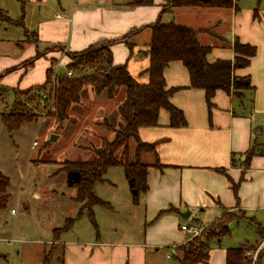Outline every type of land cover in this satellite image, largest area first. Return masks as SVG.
<instances>
[{
    "label": "crops",
    "instance_id": "crops-1",
    "mask_svg": "<svg viewBox=\"0 0 264 264\" xmlns=\"http://www.w3.org/2000/svg\"><path fill=\"white\" fill-rule=\"evenodd\" d=\"M35 1L43 0H28ZM130 1L72 0L63 16L57 14L55 21L38 23L35 29L37 46L26 45L35 46L36 52L39 45L63 47L58 66L66 68L67 52H81L93 44L118 40L137 30L128 39L131 47L124 43L111 46L112 61L116 66L125 65L130 76L146 84L149 26L159 20L162 24L174 23L199 32L200 44L211 48L207 57L209 62H233L235 42L255 47L256 55L249 65L235 68L232 73L235 78L248 76L252 90L239 96L217 91L211 109H208L203 91L188 87L189 76L182 63H170L163 71L165 85L167 89H177L170 103L183 113L186 125L171 128L168 113L161 110L157 127L139 130L140 140L154 145L156 151V157L146 154L141 158L144 164L152 166L148 169V190L141 200L144 224L138 232L128 228L119 233L113 228L104 237L95 229L84 236L77 232L69 242L62 240L63 234L59 243L64 252L63 264H156L160 249L172 251L174 256L180 246L194 238L191 233L182 231L181 226L203 228L236 209L239 212L264 209V155L261 151L264 140L257 143L255 138L264 136V4H261L264 0L260 3L258 0L255 3L236 0L230 9L183 7L164 12L161 7L167 0H153L151 6L134 8L126 6ZM34 51L30 48L28 57L33 58ZM23 56L25 58L27 54ZM48 67L47 59H37L28 69L33 71L23 79L20 88L42 84ZM13 72L10 83L4 82L5 85H11L13 79L16 81L18 70ZM99 95L95 98L88 88L83 89L81 103L71 106L68 113L73 119L84 109L83 116H90L87 125L99 129L102 136L101 132L106 131L105 121L113 126L118 124L116 105L122 100L123 90L112 100L104 92ZM102 97L115 102L114 106L104 105L89 112L88 104ZM85 101L86 106H82ZM103 138L110 140L112 134L109 132ZM254 145L258 153L250 160L249 167L245 168L241 163L237 167L231 166L232 156L243 155ZM218 169L224 173H218ZM227 176L232 183H239L237 200ZM207 210L214 219L204 223ZM187 212L188 218H182L181 214ZM227 249H211L205 264H225Z\"/></svg>",
    "mask_w": 264,
    "mask_h": 264
},
{
    "label": "trees",
    "instance_id": "trees-1",
    "mask_svg": "<svg viewBox=\"0 0 264 264\" xmlns=\"http://www.w3.org/2000/svg\"><path fill=\"white\" fill-rule=\"evenodd\" d=\"M261 1L263 0H258V3ZM166 2L170 6L162 7V12L183 7L230 9L235 5L236 0H167ZM152 4L153 0H131L126 6L134 8ZM0 22L7 25H19V23L10 20L1 9ZM149 29L151 37L148 47L149 66L145 70L148 75L146 84H141L130 76L125 65L116 66L112 61L111 46L115 43H124L131 47L128 39L137 33V30H134L118 40L102 41L81 52H69L66 72L70 71L71 77H68L65 72L56 76L53 83L46 80L44 85L28 88L25 90L27 93L14 91L13 104L10 108H7L4 103L7 94L0 88V104H4V108L0 112V120L9 134L19 130L22 124L31 122L39 112H42L39 110L51 109V116L58 122L68 120L70 107L81 103L80 94L83 89L88 88L95 95L105 92L108 99L115 98L118 92L123 90L122 100L116 105L118 124L112 126L106 121L103 124L112 134V138L110 140L100 138L102 146L98 149H89L93 154L92 161L71 162L65 160L60 163L59 171L65 173L67 187L76 189L72 201L80 208L76 218L66 219L62 227L52 230L54 239L58 232L57 239L54 241H58L63 234L71 231L84 213H87L96 230L97 226L91 209L94 206L105 209H111V207L94 195L93 187L96 183L107 182L105 175L109 169L115 167L122 169L134 204L138 203L139 195L147 192L148 169L152 166L144 164L141 158L146 154L156 157V151L154 145L140 140L139 130L157 127L161 110L168 113L171 128H181L186 125L183 113L170 103V98L177 89H167L165 85L163 71L170 63H182L188 72V87L203 91L208 109H211V101L217 91L233 92L234 95L239 96L245 91L252 90L248 76L235 78L232 73L235 68H245L249 65L251 59L256 55L255 47L235 42L233 62L229 60L209 62L207 57L211 48L200 44L198 41L199 32L174 23L162 24L159 20L149 26ZM29 35L27 33L26 39L22 43L37 46L39 44L37 34L31 33L35 38L34 42L27 40ZM41 57V54L37 52L33 58L26 60L16 68L26 65L31 67ZM49 71H52L51 68H48L46 72L49 73ZM9 72L11 70L4 71L7 74ZM3 75L5 74L0 75V79ZM131 141L134 143L132 150L130 148ZM256 153L258 152L254 145L243 155L232 156L231 166L237 167L241 163L243 167H249L250 160ZM262 154L264 155V153ZM156 166L161 168L159 164ZM217 172L224 173V170L218 169ZM227 178L229 179L228 176ZM229 182L237 200L239 183L234 184L230 179ZM8 188V178L0 174V209L7 205ZM238 219L247 218L243 214L233 216L230 213H224L209 226H204L197 236L176 250V253L179 254L174 256L178 264H205L208 261L211 247L229 234V223ZM250 223L255 227L259 241L250 246L243 245L227 249L225 264H254L251 254L264 242V228L254 219ZM179 255L181 256L179 257ZM263 255L264 246L256 254L255 263ZM63 256L64 252L61 250L60 264H63ZM44 258L41 264H49V260L46 262Z\"/></svg>",
    "mask_w": 264,
    "mask_h": 264
},
{
    "label": "rangeland",
    "instance_id": "rangeland-1",
    "mask_svg": "<svg viewBox=\"0 0 264 264\" xmlns=\"http://www.w3.org/2000/svg\"><path fill=\"white\" fill-rule=\"evenodd\" d=\"M255 1L242 0V3H255ZM71 2L72 0H43L42 2L0 0V9L7 14L10 20L19 23V25H7L0 22V75L5 74L0 79V88L7 94L4 100L7 108L13 104L14 91L25 92L30 88H20V85L33 70H28L30 67L27 65L18 69L15 67L31 59L28 57L30 48L34 51L35 46L22 43L27 33L30 34L27 40L34 42L35 38L31 32H35L38 23L44 20L55 21L57 14L63 16V11L69 10ZM262 3L264 4V1ZM169 6L168 2L162 5V7ZM37 49L41 56L48 60V68L52 70L49 73L45 71L44 80L40 85H44L46 80L53 83L56 76L66 71L65 67L58 66L59 58L64 53L63 47L39 45ZM25 54L27 56L24 58ZM36 54L37 52L34 51V56ZM67 54L68 52L65 57L69 61ZM8 68H12L11 72L4 73V69ZM15 70H18L16 81L13 79L11 85H5L4 82L10 83ZM27 96L29 97L30 94ZM96 100L88 104L89 112L93 111V108L104 105L114 106L115 103L108 102L103 97ZM86 103L87 101L83 102L82 106H86ZM3 108L4 104H0V112ZM81 110L82 114L63 122H58L51 116V109L39 110L42 112H39L36 118L29 123L22 124L19 130L11 134L2 126L0 120V174L9 180L7 190L9 199L6 207L0 209V264H41L44 257L46 262L49 260V264H60L59 256L62 246L59 244L60 239L54 241L57 239L58 232L54 239L52 230L62 227L66 219L76 218L80 208L72 201L76 189L67 187L66 175L59 171L60 163L65 160L92 161L93 154L89 149L100 148L102 143L98 138L106 137L110 132L105 127L106 131L103 130L101 132L103 135L100 136L99 129L87 125L90 116L86 118L87 115L83 116L86 113L85 110ZM91 133L94 139L90 137ZM52 136L56 137L54 141H51ZM255 138L257 143L264 140V136ZM130 143L132 150L134 143L132 141ZM261 151L264 153V150ZM105 179L108 181L94 185L93 193L98 199L108 203L111 209L100 206H94L91 209L97 226L96 230L103 237L113 228L119 233L127 231L128 228H131L132 232H138L144 224L142 194L139 195L138 203L134 204L121 168L109 169ZM238 203L235 204L238 205ZM11 210L14 211L13 214ZM206 214L203 218L204 223L209 219H214L210 216L209 210ZM242 214L247 219L230 222L229 234L222 237L219 243L214 244L211 249L238 248L243 245L250 246L259 241L256 229L250 221L254 219L264 228V209L242 210L241 213L236 209L230 212L233 216ZM90 230L95 231L87 213H84L74 224L72 230L64 234L62 240L69 242L71 241L69 238H73L77 232L84 236ZM263 246L264 242L251 256L255 258ZM66 251L69 252L68 249ZM170 253L160 249L155 263L178 264L173 254ZM253 263L264 264V255L257 263L255 261Z\"/></svg>",
    "mask_w": 264,
    "mask_h": 264
},
{
    "label": "built area",
    "instance_id": "built-area-1",
    "mask_svg": "<svg viewBox=\"0 0 264 264\" xmlns=\"http://www.w3.org/2000/svg\"><path fill=\"white\" fill-rule=\"evenodd\" d=\"M57 18H59V16H57ZM66 75L68 76V77H71V75H72V73L70 72V71H67L66 72ZM34 145H36V143L34 144ZM11 213L13 214L14 213V211L13 210H11ZM181 230L182 231H186V232H189V233H191V235L192 236H197L200 232H201V230H202V228H196V227H188V226H181ZM172 252V251H171ZM173 253V252H172ZM169 258V257H168ZM255 261V258H253V262Z\"/></svg>",
    "mask_w": 264,
    "mask_h": 264
},
{
    "label": "water",
    "instance_id": "water-1",
    "mask_svg": "<svg viewBox=\"0 0 264 264\" xmlns=\"http://www.w3.org/2000/svg\"><path fill=\"white\" fill-rule=\"evenodd\" d=\"M255 134H256V133H255ZM256 135H257V134H256ZM55 139H56V137H54V136L51 137V141H54ZM188 216H189L188 212L185 213V214H181V217L184 218V219L188 218Z\"/></svg>",
    "mask_w": 264,
    "mask_h": 264
}]
</instances>
